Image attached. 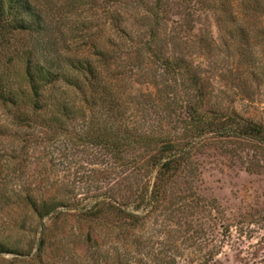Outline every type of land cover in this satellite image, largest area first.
<instances>
[{"label": "rangeland", "instance_id": "obj_1", "mask_svg": "<svg viewBox=\"0 0 264 264\" xmlns=\"http://www.w3.org/2000/svg\"><path fill=\"white\" fill-rule=\"evenodd\" d=\"M154 3L29 0L34 15L26 20L41 21L31 33L12 32V15L4 17L0 242L23 256L0 255V264H264L263 147L204 135L150 205L140 193H151L156 172L134 164L136 154L120 164L83 138L92 119L135 135L179 136L191 126L186 108L198 91L150 56L153 30L159 49L201 76L204 111L264 127V10L250 0H164L158 11ZM28 59L62 75L44 92L42 111L31 98ZM60 103L71 114L59 133ZM99 196L129 200L142 222L121 229L62 209L38 257L40 223L29 200L63 199L78 209Z\"/></svg>", "mask_w": 264, "mask_h": 264}, {"label": "trees", "instance_id": "obj_2", "mask_svg": "<svg viewBox=\"0 0 264 264\" xmlns=\"http://www.w3.org/2000/svg\"><path fill=\"white\" fill-rule=\"evenodd\" d=\"M164 0H155L154 9L161 10ZM256 5L254 10H264V0H250ZM12 15L10 30H20L31 33L38 27L41 29V21L26 20L27 14H32L29 0H0V26L3 27L4 17ZM264 14V13H263ZM191 16V14H189ZM40 27V28H39ZM157 31H151V40L145 48L150 56L163 67L168 74H174L188 81L190 85L197 89L199 101L195 105L186 108V113L191 120L190 127L179 136H166L156 134H132L130 131H114L107 125L101 126L92 119L84 133V140L94 146H101L110 153L118 163L125 164L128 154H136L134 164L144 162L151 173L156 172L154 185L151 193L147 186L141 194V199L151 205L160 202L162 190L169 181L179 172L184 161L192 151V143L201 141L204 135L209 138L237 139L249 142L264 148V127L253 122L241 119L235 112L224 113L217 110H206L205 99L207 97L206 88L201 76L194 70L193 65L186 58L172 57L167 52L159 49L156 39ZM4 42H6L4 40ZM5 45V44H3ZM164 46V45H163ZM84 72L90 77L95 76L94 70L89 64L80 63ZM26 79L31 89V98L34 108L37 111L45 109L42 97L49 87H54L62 75L40 64H35L28 59L26 65ZM8 101L13 97H7ZM71 110L60 103L55 111V120L60 123L58 132H64V120L69 117ZM30 207L39 220V230L41 241L39 243V254L49 233L53 231L57 221L65 213L62 209L75 211L76 217L80 221L95 224H111L114 227L127 229L142 222L143 217L128 210L130 201L127 199H117L116 197L99 196L93 200V204L74 209L63 199H49L38 201L30 199ZM46 219H52V225H45ZM13 253L21 255L19 250L11 249L8 244L0 242V255ZM29 252L28 254H30ZM23 256V255H21Z\"/></svg>", "mask_w": 264, "mask_h": 264}]
</instances>
